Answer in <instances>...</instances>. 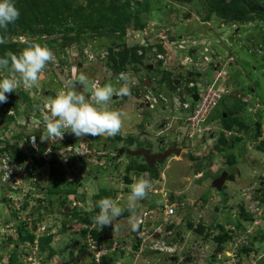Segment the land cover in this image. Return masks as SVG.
<instances>
[{
    "label": "rangeland",
    "instance_id": "374dc122",
    "mask_svg": "<svg viewBox=\"0 0 264 264\" xmlns=\"http://www.w3.org/2000/svg\"><path fill=\"white\" fill-rule=\"evenodd\" d=\"M120 1L121 3L128 1L134 8H137L139 3L146 7V2H148V6L142 14L145 22L144 26L136 27L132 21L127 26L124 36L118 41L116 40V43L109 36L96 37L88 34L62 45L63 38L60 35H53L50 36V40H46V43L49 41L46 44L48 48L33 58L6 65L0 55V93L3 94V98L0 100V111L5 119L3 120L4 125H2L1 134L8 141L6 149L14 147L13 136L7 138V130L10 127L11 132L14 128H19L18 131L29 139L33 135L41 134V131L44 130L45 135H48L45 142H50L49 137L52 135V130L50 131L49 126H44L38 119L32 118L30 111L39 110L41 102L53 95L57 96L58 93L62 92L63 83H67L66 93L63 96L60 94L59 98L61 101L67 102L66 106L68 111L71 112L70 115L74 117L77 114V118L81 120V124L76 127V133L79 136L76 143L86 144L94 152L95 158L101 161L95 163L94 160H83L78 168L75 169L72 166L73 169L64 170L66 184L69 188L64 202L70 207L68 211L71 213L69 214L64 213L63 203L55 198L56 195L50 196L46 192L43 195L44 197L47 196L46 198L42 197V201L34 196L31 200L34 204L32 207L25 211L19 209V212L14 211V213L8 211V204L5 203V199L0 198V223L9 220L17 226L27 224L28 226L25 229L22 226L23 232H29L28 230L36 232L37 239L41 237L38 229H36L39 226L45 225L47 231L50 229L49 232H52V242L42 250L40 249V240L37 243L39 246L29 242L20 243L19 255L21 257L17 255L18 264H87L88 260L92 259L89 256L91 253L88 249L91 250V246L87 243L88 236H81L80 231L85 225L79 223L76 213H91V203L94 202L96 195L101 193L99 188L106 187L108 184L112 189L108 190L110 195L102 201L101 205L103 216L106 219H111L107 220V225L101 232L102 241L100 242L105 243L107 246L105 249L106 254L109 250L106 242L109 239L110 231L116 230L118 232V230H122V232H118L114 239L117 246L121 248L125 246L127 239H125L124 234L126 232L124 231L131 230L135 227V224H138L137 219L143 216L144 208H153L156 211L155 218L160 216L157 223L160 220L163 221L162 214H160L166 204L163 195L159 192L154 196L147 195L148 198H146L150 202L148 204L143 203L141 199V195L145 193V190L155 183L154 178L160 175L159 170L160 173L161 171L164 173V181L160 183V186H164L172 202L176 203L177 208L176 214L168 218V224L178 223V219H187L186 226L183 224L184 228L181 232L182 251L175 258L176 261L173 262L171 257L167 255H154L151 253L152 255H145L142 263L140 261L139 264H147L148 259L153 264L156 263L158 258H161V264H264V204L258 222H255V219L253 222L248 221L245 216L240 217L241 208L246 205L245 200H249L251 194L250 189H243L256 185L254 194L261 190L262 196H264V55L256 51H254V54L248 53L250 44L254 49L257 44L264 42V22L261 20L252 21L241 26L242 40L246 47L243 49L237 47V51L234 54L232 53V55H237V61L229 66L232 87L235 86L236 90H241L242 94L248 99L225 96L215 110L216 116L212 123L213 126L203 138L196 141L177 139L179 146H186L183 147L184 151L181 155L172 156L182 159L175 160L170 156L165 160H159L155 177H153L151 171L138 174L137 171L133 170L129 175L135 182V186L125 194L124 201L119 202L118 198L120 197L117 193L119 191L113 187L128 183L124 178L127 174L126 166L134 164V162H145H143V156H131L127 153L119 154L114 147L125 145L127 140L133 138V143H127L132 149L140 146H150L155 152L162 151L169 145L170 140L168 137L170 135L175 141L176 136L183 133V130L179 129L181 122H176L175 118L166 120L169 123L165 124V128L164 126L160 128L158 122L167 113H163L159 109L143 107L138 101V95L133 94L136 93L134 91L143 89V80L150 78L152 80L151 90L170 94L171 89L168 80L166 82L161 81V79H168L165 73L170 72L174 77L182 80L187 75L184 73L183 66L176 60L171 59L172 61L167 63L166 67L163 66V63L146 61L135 67L129 65L128 69L122 70L127 74L124 76V80L119 81L116 77L114 78L115 74L113 75L109 68V55L107 53L110 49L119 52L124 47L132 48L140 45L144 48H137V54H141L140 50H147L148 55H150V45H145L142 41L148 43V38L150 39L152 36L163 34L168 36L194 35L202 38L208 36L210 41H215L221 39V35L226 38L228 32L235 30L234 22L240 25L239 21L220 18L216 12H211L213 9H211L209 0H192L189 2L180 0ZM77 2L83 4V6L88 5L84 0H77ZM26 39L25 35H20V37H6L2 41L23 43ZM149 60H151V56ZM239 60L242 62L241 64H239ZM58 63H61V66H58ZM150 63L155 65L151 70L147 68ZM15 66L23 74L21 76L22 85L17 89L13 88L11 84V81H13L11 72L15 71ZM3 74L5 75L3 76ZM204 75L207 79H211L214 72L208 69L204 71ZM68 76L71 81H68ZM95 79H101L104 85L102 100L98 105L89 98V93H87ZM191 79L198 80V74L194 73ZM133 82L136 84H133ZM237 100L244 102L240 107L243 108V112H240V110L238 112L241 114L240 120L246 123L247 127L240 128L235 125L232 131L228 133V139L235 141V146L217 148L215 144L221 136L219 133L222 126L219 113L222 110H227V107H234ZM1 103H3L2 106ZM9 110H13L14 113L9 114ZM175 114L178 115L179 112H175ZM170 115L172 114L170 113ZM146 123L149 126L148 128L144 125ZM258 123L261 126V134L257 130ZM100 124L102 125L99 126ZM137 125H142L144 131L140 133L137 130ZM161 131L163 132L160 135ZM118 135L121 136V140L116 138ZM24 137L19 138L17 142L23 163H25V159L31 154L32 150V148L30 150V145ZM39 138L41 137L37 136V141L42 142V138ZM180 138H183V136H180ZM238 138L240 140L236 141ZM1 151L3 150L0 149ZM103 151L106 152L105 155L101 154ZM64 152L67 154L57 155L59 162H64V158L68 157V152ZM113 155L117 157H113ZM59 156L61 157L59 158ZM232 157L234 161L236 160L234 166H230L229 163V159H232ZM111 162L113 165L110 164ZM223 170H227L232 177L226 181L224 189L219 191L213 187L212 183L214 178L221 174ZM97 171H99L98 176L92 177ZM198 171H201L200 177L195 175ZM109 178H112V180H109ZM71 182H76V189ZM261 182H263L262 186ZM24 184L26 189L33 190L32 180H24ZM4 185L0 177V195L6 188ZM154 187L156 188V186ZM244 198L246 199L244 200ZM73 200H77V202L80 200L82 206L72 207ZM109 204H111L110 207H108ZM113 205H115L114 208ZM38 207L40 213L37 217L34 210ZM122 207H127L128 216H122L124 215ZM33 211L34 215H31L30 213ZM184 212L187 215H184ZM27 214L30 217L28 219ZM115 215H119L121 218H118L117 221ZM241 219L243 220V227L235 228V231H232L234 230L233 226H236L235 224ZM191 220H193L195 227L200 222L205 224L207 228L210 226L212 228V231L209 228L211 235L219 232L217 224H224L225 230L236 232V241L247 236L253 242L255 235L258 239L255 240L254 246L259 251L254 252V256L242 254L234 261L235 249L230 246V238L225 245V248L229 249L228 253L227 251H219L221 253L217 251L218 254L215 255L217 243L213 245V236L207 239L204 234L190 231L188 226ZM152 221L153 217L150 218V222ZM115 222L117 227L113 226ZM12 228L14 229V226ZM209 229L206 231H209ZM165 231H167L166 227ZM172 233L177 234L178 232ZM15 234L16 232L12 233L11 236L15 237ZM136 235L138 236L139 232H136ZM6 241H8L7 236H0V254L10 253V250L13 252L16 249L14 243L9 244ZM95 241L98 242L99 240L95 239ZM31 247H33L35 253L32 252ZM27 251L30 252L31 257L25 253ZM51 252L53 254L49 256ZM123 252V254L116 256L117 259L123 258L128 250H123ZM131 254L136 260L137 255L133 252ZM185 254L191 256L190 260L181 259ZM126 256L127 254L124 256L125 261L128 260L130 264H133L132 259Z\"/></svg>",
    "mask_w": 264,
    "mask_h": 264
},
{
    "label": "built area",
    "instance_id": "2783aa9c",
    "mask_svg": "<svg viewBox=\"0 0 264 264\" xmlns=\"http://www.w3.org/2000/svg\"><path fill=\"white\" fill-rule=\"evenodd\" d=\"M233 26L235 27V30L228 32L226 38L221 35V39L215 41H210L208 36L202 38L195 37L194 35L168 36L164 34L152 36L150 39L148 38V43L142 41L145 45L151 46L149 56H151V61L153 63L155 61L158 63L162 61L161 64L163 63V66L166 67L167 63L176 60L181 66H183L184 73L188 77L184 78V80H179L177 82V88L171 89L170 94H165L160 91L156 92L146 86H143V89L139 91H134L136 92L134 94L138 95L139 103H141L143 107L159 109L163 113H167L161 120H159V124H163L164 126L166 123H169L166 122V120L174 118L176 119V122H181L179 129L183 130V134L187 140H198L211 129L212 125L211 123H208V119L217 109L220 101L224 99L225 96H241L240 90H236L235 86L232 87L229 66L237 61V55H232V53L234 54L237 51V47L238 49H243L246 45L242 40V23L239 25V23L234 22ZM254 51L264 55V42L257 44L254 49L250 44L248 53L254 54ZM139 52L141 53L140 55L144 54V51L142 50ZM109 54L110 51L107 55ZM57 65L61 66V63H58ZM208 69H211L214 72L211 79H207L204 75V71ZM20 71L21 70L15 66V71L11 72V78L13 80L11 81V84L15 89L22 85L21 76L23 74ZM194 73L198 74V80L191 79ZM126 74L125 71H121L115 75L114 78L116 77L117 80L122 81ZM4 75L5 74H3V76ZM189 77L191 78L188 79ZM68 81H71L69 76ZM133 84L136 83L133 82ZM63 85L62 92L58 93L57 96L53 95L50 98H46L41 102L39 110L30 111L32 113V118L38 119V121L42 122L44 126H49L50 131L52 130V135L49 137L50 142H45L48 139V135H45L46 132L44 130L41 131V134L31 136V139L25 138L23 133L18 131L19 128H14L13 132H11V127L7 130V138L13 136V141H16L15 137L20 134L19 138L24 137V139L28 141V145H30V150L32 148L31 154L25 159V163H23L20 158V155H22L21 152L16 150L18 147L14 146L13 148L9 147V149H6L8 141L1 134L2 125H4L3 120L5 119L2 117L0 111V149L3 150L0 152V177L3 185L5 184L4 186L6 187L0 195V198L5 199V203L8 204L7 209L8 211H12V213H14V211L19 212V209L25 211L32 207L34 204L31 200L34 196H36V199L42 201L44 192L48 194L49 179L48 171L46 170L47 167L45 168L42 165H37L38 161L45 160L47 164L55 161L56 164L59 165L60 163H64L61 164L64 170L72 169V162L74 160H76L78 164L83 160H94L95 163L101 162L95 158L94 152L86 144L82 142H80V144L76 143L79 137L76 133V127L81 124V120L77 118V114L74 117L71 116V112L68 111L66 106L67 102H63L59 98V95L61 94L63 96L66 93L65 89H68L67 83H63ZM102 88V80L95 79L91 84V88L87 91V93H89V98L94 101L96 105L102 100ZM195 93L199 94L198 100L194 99ZM2 105L3 103H1V106ZM175 112H179V114L176 115ZM8 113L13 114L14 111L9 110ZM170 113L172 115H170ZM148 127L149 126L146 123V128ZM162 132L163 131L160 133ZM37 136L42 138V142H40V140H38L39 142L37 141ZM64 151L68 152V157L64 158V162H59L57 155L67 154ZM13 153L17 155V158L12 155ZM101 154L105 155L106 152L103 151ZM60 157L61 156H59V158ZM29 179L30 181L32 180L34 185L32 188L33 190L25 188L24 180L28 181ZM150 192H159L165 198L166 204L160 213L164 216V219L162 218L163 221L160 220L158 223L157 221L150 222L147 218L153 217L156 211L145 210L143 216L137 219V223L140 225V230L139 235H136L135 244H138V247H133L131 250H135L134 253L138 256L146 253H153L164 254L169 257H177L182 251L180 238L171 231H165V227L168 224L167 218L176 213V203L172 202V199L166 190L151 188L148 193L150 194ZM260 193L261 192L250 198L246 204L247 211L252 213L255 222H258L263 208V201ZM46 196L44 198H46ZM15 197H20V199H15ZM95 205V201L91 203V211L95 209ZM75 206L81 207L82 202L80 200H78V202L77 200H73L72 207ZM110 206L111 204L108 205V207ZM39 210V207L34 210L36 211L37 217L40 213ZM34 211L30 214L34 215ZM26 216L27 219L30 218L29 214ZM98 222L99 217L94 216L92 224L88 227L87 243L91 246V250L90 248L88 249L91 253L92 259L90 261L88 260L87 264L90 262L92 264H102L103 257L106 256L105 243L100 242L102 240L96 242V238L91 231L98 226ZM5 223L7 224L5 225ZM79 223L82 224L81 222ZM13 226L14 223L10 222L3 221V223H0V236H4L6 230L16 231L17 228L14 226L13 229ZM37 229L41 236L48 235L47 226H39ZM229 242L231 244L230 246L235 249V257H233L234 261L240 256L241 249L244 246L250 245V240L247 236L246 238L237 241L234 236ZM37 243L38 239L35 240L36 246H38ZM31 248L33 249V247ZM222 251H227L228 253L229 249L227 250L224 246ZM32 252H34V249ZM186 256L187 255L185 254L181 259L185 260ZM29 257H31V254ZM150 261L151 260L148 259L147 264H151ZM161 261V258L157 259L158 263Z\"/></svg>",
    "mask_w": 264,
    "mask_h": 264
},
{
    "label": "trees",
    "instance_id": "16d2710c",
    "mask_svg": "<svg viewBox=\"0 0 264 264\" xmlns=\"http://www.w3.org/2000/svg\"><path fill=\"white\" fill-rule=\"evenodd\" d=\"M84 1L87 2V6L78 4L77 0H0V55L2 56L5 64L12 65L16 61L26 60L37 56L48 48L46 44L49 43V41L46 43V40H50V36L53 35H60L63 38L62 45L88 34L96 37L109 36L113 39V42L116 43L118 39L124 36L127 26L132 21L135 23L136 27L144 26L145 22L143 21L142 14L146 11L148 2H146V7H144L142 3H139V6L134 8L128 1L125 3H121L120 0ZM180 1L189 2L192 0ZM209 3L211 5V9H213L211 12H216L220 18L239 21L242 25L252 21L261 20L264 22V0H209ZM20 35L26 36L27 39L25 42L2 41V39H5L6 37L12 38L14 36L19 37ZM142 47L143 46L140 45L133 46L132 48L124 47L119 52H115L110 49L108 57L110 70L114 74H118L120 71L128 69L129 65L135 67L138 64L151 61L149 60L150 56L148 55L147 50L144 51L143 55L137 54V48ZM161 62L162 61H160V63ZM165 75L168 76V79H161V81L166 82L168 80L170 89H176L177 82L181 80V78L174 77L170 72H166ZM190 78L191 77L188 79ZM2 98L3 94L0 93V100ZM240 103V105L235 104L236 106L232 108L227 107V110H222L219 113L224 129H232L235 125L240 128L247 127V124L236 116V113L242 109L240 107L244 102ZM224 113H227V116H224ZM215 116L216 114H213L209 121L213 120ZM260 128L261 126L258 123L257 130L259 134H261ZM18 136H20V134H18ZM116 138L121 140V136L119 135L116 136ZM237 140L238 139H236V141ZM127 143H133V138L131 140H127ZM231 143H234V141L230 142L227 139L226 134L222 133L215 145L217 148H225L230 146ZM235 161L233 157L232 159H229L230 165L234 164ZM143 162L145 163L134 162V164L127 165V174L125 175V179L128 183L132 182V178L129 174L133 170L137 171L138 174L151 171L153 177L157 175V163L154 167H151L146 160ZM42 164L43 160L37 162V165L39 166ZM49 165L51 186L49 188L50 192L48 190V195H56L55 198L63 203L64 209H62L64 213L69 214L71 212L65 210L67 205L64 202L66 193L69 192V188L66 184L65 172L55 163V161L50 162ZM231 177L232 175L229 173L228 178L230 179ZM75 183L76 182H71L72 186L74 185L76 189ZM72 186L70 187L71 189ZM260 188L262 189L261 186ZM109 195L110 194H108V192L106 193V191H102L100 194H97L95 198V209L91 213L85 215L76 213L78 221L81 222L82 225H85L80 231L81 236L88 234V227L92 224L94 216L99 217L98 226L102 227L104 225V216L102 214L103 209L101 208V205L102 201ZM240 213L244 215L246 219L252 220L243 207L241 208ZM192 221L193 220L189 221L188 229L190 231L204 234L207 239L210 238V236H213L214 243H217L216 251L214 252L215 255H217L219 251H222L224 244L232 238L229 232L234 230H225L224 224H217L216 226L217 229L219 228V232L215 235H211L210 229L212 231V228L210 226L209 229L205 224L200 222L195 227ZM235 225L237 228L243 227L242 221H238ZM22 226H24L25 229L28 225H20V229L17 234V242L22 243L23 241H33L35 239V234L23 232ZM98 226L93 228L91 231L96 239L102 240L101 231L98 229ZM172 227L173 223L170 225L168 224L166 226L167 231H170ZM207 229H209V231H206ZM176 235L181 239V232H178ZM52 238V235H48L40 239L41 250L52 242ZM12 239L14 238L9 237V240ZM257 239L258 237H255L254 235L253 242ZM180 241H182V239ZM134 247H138V244H135ZM252 250L259 251V249H256L255 246L244 247L241 251L249 254ZM52 254L53 252H51L49 256ZM190 258V255L186 256L187 260H190ZM17 260V255L14 254L10 259V263H16ZM109 262L110 261L108 260H104L105 264H110Z\"/></svg>",
    "mask_w": 264,
    "mask_h": 264
},
{
    "label": "crops",
    "instance_id": "0c3cea01",
    "mask_svg": "<svg viewBox=\"0 0 264 264\" xmlns=\"http://www.w3.org/2000/svg\"><path fill=\"white\" fill-rule=\"evenodd\" d=\"M242 62L239 60V64H241ZM239 72L241 71V70H238ZM235 74V73H234ZM233 76V75H232ZM240 103V101H238L237 100V102H236V104H239ZM145 126H146V124H144ZM138 129V131H140V133L142 132V131H144V129H143V127H142V125H137L136 126ZM159 127L161 128V127H163V124H159ZM164 128H165V125H164ZM137 133H139V132H137ZM170 140V139H169ZM123 143H125V142H123ZM121 147H130V148H132L131 146H129V145H127V143H125V145H116L115 147H114V149H119V148H121ZM148 147H150V146H148ZM123 154V153H122ZM115 155H113V157H114ZM115 157H117V156H115ZM172 158H174L175 160H177V159H182V158H176V157H173L172 156ZM111 165H113V163L111 162L110 163ZM127 167V166H126ZM157 168H158V165H157ZM98 173H99V171H97V173H95L94 175H92V177H94V176H98ZM159 176L158 177H156V178H154V184L151 186V185H149V186H151V187H148V189L147 190H145V193L144 194H142L141 196V199H142V202L143 203H145V204H148V203H150L149 202V200L147 199L148 197H147V195L148 196H154L155 194H158V193H152V192H150V194H148V191L151 189V188H155L154 186H156V188H158V189H163V190H165V188H164V186H160V183L162 182V181H164V179H163V177H164V173H163V171H161V173H160V170H159ZM197 174V175H196ZM195 175L197 176V177H199L200 176V174H201V171H198L197 173H196ZM125 178V177H124ZM186 179H188V177H186ZM109 180H112V178H109ZM82 184V183H81ZM116 187H113L115 190H117V191H119V192H117L118 194H119V197L120 198H118V201L119 202H121V201H124V199H125V194L126 193H128V192H130V190H131V188H133L134 186H135V182H133V180H132V182H129V183H127L126 185L124 184H119V185H115ZM99 189H101V192L103 191V192H105L106 191V193L108 192V190H111L112 188L110 187V185L108 184V185H106V187H101V188H99ZM109 194V193H108ZM147 197V198H146ZM114 206L115 205H113V208H114ZM123 208V214L124 215H122V216H128L129 215V211L126 209L127 207H122ZM204 208V207H203ZM202 208V210H204ZM145 210H154L153 208H144L143 209V212L145 211ZM176 211H177V208H176ZM156 213V212H155ZM176 214V213H175ZM174 214V215H175ZM184 215H187L186 214V212H184ZM116 216V220L118 221L119 219L118 218H121L119 215H115ZM164 216L162 215V218H163ZM105 218V223H104V225L102 226V227H100V226H98V229L102 232V229L104 228V227H106V225H107V220H111L110 218H107L106 219V217H104ZM169 218V217H168ZM167 218V219H168ZM160 219V216H158V217H156L155 218V216L153 215V221H157V220H159ZM164 219V218H163ZM147 220L148 221H150V218H147ZM187 220V219H186ZM186 220H181V219H178V223H174L173 224V227L170 229V231L171 232H183V230H182V228H184V225L186 224L185 222H186ZM180 221H182V222H180ZM184 224V225H183ZM168 225V224H167ZM114 227L116 226L117 227V223L115 222L114 223V225H113ZM186 226V225H185ZM140 229V225L139 224H135V227L134 228H131V230H129V229H127L126 231H124V232H126L124 235H125V239H127L126 240V245L125 246H123L124 248H121V247H119V246H117L116 245V240L114 239V237H116L117 235H118V232H122V230H118V232L116 231V230H114V231H110L111 233L109 234V236H108V238L110 239H108V241L106 242V244H108V248H109V250H108V261H110L109 263L110 264H130L129 262H128V260L127 261H125V259H124V256L127 254V256L129 257V259H132V263L133 264H139L140 263V261H141V263H142V259L144 258V256L145 255H149V253H146V254H144V255H142V258L140 259V257H141V255H137V258H136V260H134V258H133V255L131 254L132 252L134 253L135 252V250L133 251V250H131V249H133V243L135 242V240H136V232H139V229ZM104 230V229H103ZM182 235V234H181ZM129 239H130V241H129ZM132 239V240H131ZM184 244V243H183ZM185 246V245H184ZM106 248H107V246H106ZM135 248H137V247H135ZM128 250V252L123 256V258H121V259H117V257L116 256H118V255H120L121 253L123 254L124 252H123V250ZM120 251V252H119ZM135 254V253H134ZM152 255V254H151ZM154 255H157V254H154ZM126 256V257H127ZM155 257V256H154ZM157 257V256H156ZM176 258V257H175ZM175 258H171V261L173 262V261H176V259ZM153 260V259H152ZM162 262H160V263H158L157 261H156V264H161Z\"/></svg>",
    "mask_w": 264,
    "mask_h": 264
},
{
    "label": "clouds",
    "instance_id": "9594fccd",
    "mask_svg": "<svg viewBox=\"0 0 264 264\" xmlns=\"http://www.w3.org/2000/svg\"><path fill=\"white\" fill-rule=\"evenodd\" d=\"M155 66V65H154ZM113 73V72H112ZM113 75H114V73H113ZM115 75H117V74H115ZM114 75V76H115ZM124 80V79H123ZM152 81V80H151ZM143 85L144 86H146L145 85V81L143 80ZM102 84H103V82H102ZM104 86V85H103ZM146 87H148V86H146ZM152 87V85L150 86V87H148V88H151ZM103 89V88H102ZM101 93H102V90H101ZM134 94V93H133ZM240 94H241V96L240 97H244V98H246V100L248 99V97H245L243 94H242V91L240 90ZM103 96V95H102ZM137 96V95H136ZM235 98H240V97H238V96H234ZM139 101V100H138ZM236 106V105H235ZM245 107V106H244ZM243 110V108L240 110V112H243L242 111ZM240 112H237L236 113V116L238 117V118H240L241 119V114H240ZM213 114H215V111L213 112ZM212 114V115H213ZM226 114V115H225ZM211 115V116H212ZM210 116V117H211ZM224 116H227V113H224ZM210 119V118H209ZM209 119H208V123H211V125H212V123L214 122V120H215V118L213 119V120H211V121H209ZM115 123H117V122H115ZM102 124H100L99 126H101ZM213 126V125H212ZM221 128V131H220V133H219V135H221L222 133H225L226 134V136H227V139L229 138V136H228V133L230 132V131H232V129H229V130H226V129H224L223 128V126H221L220 127ZM160 135H161V133H160ZM205 135V134H204ZM203 138V137H202ZM201 139V138H200ZM229 140V139H228ZM240 140V138H238V140L237 141H239ZM196 141V140H195ZM230 141V140H229ZM231 142V141H230ZM235 141H234V143H231V147L232 146H235ZM42 161V160H41ZM43 163H44V161H43ZM56 163V162H55ZM80 164V163H79ZM78 163H76V165H73V162H72V166H74L75 167V169L76 168H78V165H79ZM58 165V164H57ZM235 164H232V165H230V166H234ZM46 166H47V168H46V170L48 171V179H49V186H48V190H49V188H50V185H51V182H50V176H49V170H48V164H46ZM60 167H61V169L64 171V169L62 168V166L60 165ZM75 172H77L76 170H74ZM224 171V170H223ZM222 171V172H223ZM197 175V174H196ZM229 175V174H228ZM200 176H201V174H200ZM199 176V177H200ZM217 177V176H216ZM229 178L227 177V180H228ZM226 180V181H227ZM226 184V183H225ZM225 186V185H224ZM252 187H254V188H252ZM246 189H250L251 190V194L249 195L250 196V198H252V197H254L257 193H259V192H261L260 193V195H261V197H262V191L260 190V191H257L256 192V194H254V191L256 190V185L254 186V185H252V186H249V187H247V188H245V189H243V190H246ZM47 193H48V191H47ZM263 198H264V196L262 197V201H263V204H264V200H263ZM2 199H4V198H2ZM246 198H244V200H245ZM95 201V200H94ZM246 201V204H247V202L249 201V200H245ZM72 203V202H71ZM67 207V206H66ZM244 209H245V211L247 212V214H249V216L252 218V220H248V221H254V218H253V215H252V213L251 212H249V211H247V207H246V205H243L242 206ZM93 211V210H92ZM91 211V212H92ZM82 215H85V213H81ZM244 215H242L241 213H240V217H243ZM240 221H243L242 219L240 220ZM5 222H10L9 220H7V221H5ZM11 223V222H10ZM243 223V222H242ZM14 226L17 228L16 229V231H9V230H6L5 232L7 233H4V236H7L8 237V241H6V243L8 242L9 244H12V243H14L15 244V246H16V249L12 252V250H10V253L8 252V253H6V252H4V253H2V254H0V264H11L10 263V259L12 258V256L14 255V254H16V255H18V256H20L19 255V246L21 245L20 243H18L17 242V240H18V236H17V234H18V232H19V229H20V226L18 225H16V224H14ZM235 228H237L236 226H233V229H234V231H235ZM32 229H33V225H32ZM37 229V228H36ZM35 229V230H36ZM140 230V229H139ZM30 233H34L35 234V239L33 240V241H23V242H29V243H35V240L37 239V233L36 232H33V231H30V230H28ZM50 231V229H48V235H52V232H49ZM9 232H11V233H9ZM14 232H16V234H15V237H13V236H11L12 235V233H14ZM54 233H56V232H54ZM231 235H232V237H236V232H229ZM251 234V233H250ZM48 235H45V236H41V237H39L38 238V241L42 238V237H46V236H48ZM9 237H13L14 239H12V240H9ZM22 242V243H23ZM134 245H135V242L133 243ZM84 245V244H83ZM82 245V246H83ZM134 245H133V247H134ZM226 245V243L224 244V246ZM39 246V245H38ZM248 246H254V242H252V239L250 240V245H248ZM248 246H244V247H248ZM243 247V248H244ZM135 248V247H134ZM242 248V249H243ZM41 249V248H40ZM241 249V250H242ZM31 250H33L32 248H31ZM254 252H257V251H255V250H252L249 254H246V253H243L242 251L240 252L241 254L240 255H242V254H246V255H250V256H254ZM28 256L30 255V252L29 251H27V252H25ZM89 256H91V254H89ZM21 257V256H20ZM92 257V256H91ZM174 257H176V256H173V257H171V258H174ZM178 257V256H177ZM108 259V254H106V256H104L103 257V263L102 264H105L104 263V260H107ZM90 261V260H89ZM19 263V261L17 260V262L16 263H13V264H18ZM42 263H43V261H42ZM91 263V262H90ZM89 263V264H90ZM92 264V263H91Z\"/></svg>",
    "mask_w": 264,
    "mask_h": 264
},
{
    "label": "water",
    "instance_id": "95a60500",
    "mask_svg": "<svg viewBox=\"0 0 264 264\" xmlns=\"http://www.w3.org/2000/svg\"><path fill=\"white\" fill-rule=\"evenodd\" d=\"M147 68L149 70L154 68V64L150 63L147 65ZM145 85L150 87L152 85V81L150 78H147L145 80ZM199 94H194V99L198 100ZM226 115V114H225ZM183 148L181 147H174L169 146L163 151L160 152H153L151 147L148 146H140L136 149H132L130 147H121L118 149L119 154L127 153L131 156H143L146 162L151 166L154 167L158 160H165L168 157L172 155H181ZM77 161H73V165H76ZM229 172L227 170H224L219 176L215 177L213 180V187H215L217 190L222 191L224 188V185L226 183L227 177ZM65 210H70V207L67 206ZM175 258V257H174ZM77 264V263H74Z\"/></svg>",
    "mask_w": 264,
    "mask_h": 264
},
{
    "label": "flooded vegetation",
    "instance_id": "af4514ba",
    "mask_svg": "<svg viewBox=\"0 0 264 264\" xmlns=\"http://www.w3.org/2000/svg\"><path fill=\"white\" fill-rule=\"evenodd\" d=\"M171 130H173V128H171ZM178 132V131H177ZM177 135V134H176ZM180 136H183V138H180ZM169 139H170V142H169V145H167L166 147L168 148V146H174V147H181V148H183V147H185L186 145H184L183 147L182 146H179V144H178V142L176 141L177 139H186V137L184 136V134L182 133V134H180V135H177L176 136V138H175V141H174V138L172 137V135H170L169 137H168ZM15 139H16V141H14V146L15 147H17L18 146V139H19V136L17 135V137H15ZM171 141H173L172 143H171ZM186 141H187V139H186ZM185 144H186V142H185ZM166 147L163 149V150H165L166 149ZM16 150L18 151V148H16ZM162 150V151H163ZM183 151H184V148H183V150H182V153H183ZM153 152H155V151H153ZM156 152H160V151H156ZM16 153V152H15ZM15 153H13L12 155L15 157V158H17V155L15 154ZM181 153V154H182ZM145 160V159H144ZM44 161V163L42 164V166L43 167H47L46 166V162H45V160H43ZM50 164V163H49ZM48 164V170L50 169V165ZM58 166H60L59 164H58ZM61 168V167H60ZM220 175V174H219ZM218 175V176H219ZM264 182V181H263ZM263 182H261V186L263 185ZM213 242V241H212ZM216 243H213V245H215Z\"/></svg>",
    "mask_w": 264,
    "mask_h": 264
}]
</instances>
